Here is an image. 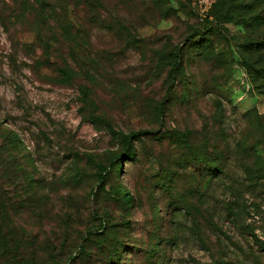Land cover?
I'll return each mask as SVG.
<instances>
[{
	"label": "rangeland",
	"instance_id": "rangeland-1",
	"mask_svg": "<svg viewBox=\"0 0 264 264\" xmlns=\"http://www.w3.org/2000/svg\"><path fill=\"white\" fill-rule=\"evenodd\" d=\"M227 1H68L47 53L0 0V264H264V0Z\"/></svg>",
	"mask_w": 264,
	"mask_h": 264
},
{
	"label": "trees",
	"instance_id": "trees-1",
	"mask_svg": "<svg viewBox=\"0 0 264 264\" xmlns=\"http://www.w3.org/2000/svg\"><path fill=\"white\" fill-rule=\"evenodd\" d=\"M60 3V8L62 9L63 15L62 17H56L53 14V10L50 7L52 2L50 0H37L38 10L36 16L34 15L33 23L35 25V41L43 47V50L47 53L51 50L52 44H58L60 39L68 40L70 42H76L79 39L77 32H74V21H71L67 15V8L69 7L68 1H71L74 6L79 5L83 8H86L87 12L91 9H95L100 4V0H54ZM227 0H220V2H225ZM252 1V0H251ZM256 1V0H255ZM232 5H237V8L242 15L243 10L242 4L243 2H239V0H231L227 1ZM264 9V8H263ZM251 21L260 22L263 20L264 16L261 17V14H254L248 17ZM80 26V23H77ZM59 30V31H57ZM243 48L245 50H261L264 49V39L261 41H247L243 44ZM172 55L171 59V67L173 69L179 68L181 56L177 51H173L170 53ZM247 68L253 70L260 74V77L264 78V63L260 68L255 67V62H250L245 60L244 62ZM132 152L128 149L126 155L131 157ZM100 166V165H99ZM0 215H7V209L3 202L0 203ZM7 220V218L5 219ZM6 222V221H5Z\"/></svg>",
	"mask_w": 264,
	"mask_h": 264
},
{
	"label": "built area",
	"instance_id": "built-area-1",
	"mask_svg": "<svg viewBox=\"0 0 264 264\" xmlns=\"http://www.w3.org/2000/svg\"><path fill=\"white\" fill-rule=\"evenodd\" d=\"M199 2L204 4L205 7L209 5V0H199Z\"/></svg>",
	"mask_w": 264,
	"mask_h": 264
}]
</instances>
